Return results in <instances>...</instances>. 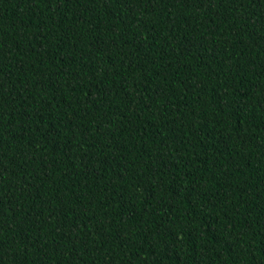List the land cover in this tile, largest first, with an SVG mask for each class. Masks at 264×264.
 Listing matches in <instances>:
<instances>
[{
  "label": "trees",
  "instance_id": "obj_1",
  "mask_svg": "<svg viewBox=\"0 0 264 264\" xmlns=\"http://www.w3.org/2000/svg\"><path fill=\"white\" fill-rule=\"evenodd\" d=\"M0 264H264V0H0Z\"/></svg>",
  "mask_w": 264,
  "mask_h": 264
}]
</instances>
